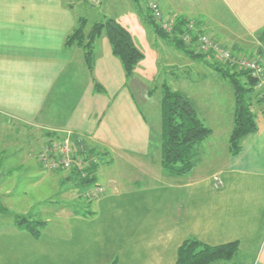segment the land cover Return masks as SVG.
<instances>
[{
  "label": "crops",
  "instance_id": "crops-1",
  "mask_svg": "<svg viewBox=\"0 0 264 264\" xmlns=\"http://www.w3.org/2000/svg\"><path fill=\"white\" fill-rule=\"evenodd\" d=\"M169 1L162 2L164 15ZM222 1L230 20H202L201 28L232 52L264 65V0H242L241 9L233 2L237 12ZM79 2L0 0V124L24 127L37 142L51 132L69 133L100 155L95 174L100 184L104 164L125 156L148 158L154 128L136 100L146 89L140 65L126 80L103 33L95 40L91 74L82 49L66 46L84 18L75 11ZM115 5L105 0L98 6L103 21L117 15ZM130 10L123 25L124 18L116 21L142 35L140 15L134 6ZM94 19L92 25L100 22ZM87 22L86 33L92 27L86 28ZM234 109L235 99L233 114ZM250 110L257 131L215 170L196 173L198 155L194 170L183 178L125 190L109 178L110 188L91 202L93 216L72 210L55 231L45 222L38 239L19 231L12 219L11 228L0 231V264H175L188 239L211 247L237 242L241 263L264 264V102L254 91ZM156 121L160 130L159 115ZM29 156L24 147L9 151L0 145V169H14ZM214 177L222 182L218 190Z\"/></svg>",
  "mask_w": 264,
  "mask_h": 264
},
{
  "label": "rangeland",
  "instance_id": "rangeland-1",
  "mask_svg": "<svg viewBox=\"0 0 264 264\" xmlns=\"http://www.w3.org/2000/svg\"><path fill=\"white\" fill-rule=\"evenodd\" d=\"M169 2V6H165L167 12L165 11L164 16L167 19L173 18L175 22L172 32L167 33L155 23L153 26L144 22V15L147 13L145 0H136V2L115 0L116 5L113 11L118 13L113 15L112 19L116 23H118L116 18L119 16L124 18L123 25L127 20L125 18L129 15L127 13H131L130 9H133V6L142 21L143 37L140 31L136 33L131 28L129 31L128 28L121 27L129 33L134 45L137 44L135 46L143 54V59L138 65H140L139 73L146 79V89L138 91L136 100L154 129L148 158L133 159L125 156L124 159L117 158L114 163L104 164L98 181L99 185L106 189L110 188V179H114L115 185L121 190L135 183L142 185L151 180L156 183L171 180L160 169L161 102L165 86L173 91L184 93L190 98L196 106L199 118L211 130V134L199 143L200 163L196 173L211 172L231 156L228 145L233 127L234 93L229 78L230 75H235L236 81L247 86L248 80L241 75L245 73L234 65L222 63L210 55L197 52L192 46L181 43L183 35L196 38L202 34L221 43L217 37L211 35V31H204L200 25L202 20L212 23H216L217 20L229 21L230 16L227 12L225 13L226 10L222 5L224 1L170 0ZM226 2L234 10L236 9L233 2L240 9L242 7V0H226ZM74 6L75 11L88 21L86 28H90L95 22V16L100 22L103 21L100 14L102 12L99 11L98 6H90L89 3L84 2ZM175 11L178 13H174ZM171 13L174 15H170ZM111 15H108V18ZM176 40L180 41V45L176 44ZM233 54L236 55L234 52ZM131 87L133 88L134 84ZM255 95H257L256 92ZM158 108L159 113H157ZM157 115L160 119V130L156 121ZM0 145L7 146L9 151L24 147L30 154L26 163L14 164V169L9 171H5L3 167L0 169V175H2L0 177V210L2 208L5 211H0V231L11 228L13 217L22 215L48 222L50 229L53 230L57 227V221H61L72 213V210L86 206L84 199L78 198L80 189L76 185L75 178L72 177L67 182L64 180L65 177H69L68 173H49L40 167L36 155L42 144L37 142L32 132L16 124H4L3 121L0 124ZM201 149H203L202 152ZM90 205L92 204H88V208ZM2 212L5 215L1 214ZM235 261H238V257Z\"/></svg>",
  "mask_w": 264,
  "mask_h": 264
},
{
  "label": "trees",
  "instance_id": "trees-1",
  "mask_svg": "<svg viewBox=\"0 0 264 264\" xmlns=\"http://www.w3.org/2000/svg\"><path fill=\"white\" fill-rule=\"evenodd\" d=\"M132 1L136 2V0ZM81 2L88 4L86 1L81 0ZM90 6L92 5L90 4ZM68 7L71 8L72 6L68 5ZM86 22L85 18L79 19V26L67 38L66 46L76 45L82 49L85 63L91 74L95 56V40L102 33L105 34L112 55L120 61L126 80L129 79L138 63L143 59V54L134 45L129 33L113 19L94 23L90 31L86 33ZM144 22L153 26L156 24L152 20L148 9L144 15ZM175 42L180 45L179 40ZM241 75L248 80L247 86L236 81L235 75H230L229 78L235 99L233 127L228 145L231 156L237 155L241 151V142L244 138L257 131L254 115L250 110V95L254 91V81L247 74ZM95 87L97 91H100L98 85H95ZM163 90L160 169L166 177L183 178L194 170L198 162L199 143L211 134V130L199 118L196 106L190 98L184 93L171 90L167 86ZM72 139L74 141L78 140L75 137H72ZM89 151L100 157L99 154L93 152V149H89ZM98 166L91 170L88 178L73 177L80 189L78 198L84 199L86 202L85 207L75 209V215L83 218L93 216V213L89 212L88 204L95 197L88 196L87 189L96 184L95 174ZM71 179L72 176L69 177V180ZM0 211H4V209L1 208ZM4 212L1 214H5ZM13 220L19 231L30 234L34 239L40 237L46 225L45 222L35 220L30 216H14ZM238 248L239 244L237 242L211 247L195 239H188L178 248L175 264H243L240 260L235 261L239 251Z\"/></svg>",
  "mask_w": 264,
  "mask_h": 264
},
{
  "label": "built area",
  "instance_id": "built-area-1",
  "mask_svg": "<svg viewBox=\"0 0 264 264\" xmlns=\"http://www.w3.org/2000/svg\"><path fill=\"white\" fill-rule=\"evenodd\" d=\"M82 1H86L92 6H100L105 0ZM162 2L163 0H145L152 20L161 30L170 33L175 20L167 19L164 16ZM181 43L192 46L197 52L210 55L222 63L234 65L238 70L243 71L254 81L253 88L257 93L256 98L264 102V65L258 58L234 55L227 46L212 40L206 34L198 35L196 38L183 35ZM49 134L40 142L42 147L36 155V160L43 170L49 173L65 172L69 177L85 179L88 178L91 170L99 165L100 157L90 152L80 140L74 141L69 133L51 132ZM212 186L215 190L220 189L222 187L221 180L214 177ZM105 193L106 188L97 183L87 189L88 196L92 198L100 197Z\"/></svg>",
  "mask_w": 264,
  "mask_h": 264
},
{
  "label": "water",
  "instance_id": "water-1",
  "mask_svg": "<svg viewBox=\"0 0 264 264\" xmlns=\"http://www.w3.org/2000/svg\"><path fill=\"white\" fill-rule=\"evenodd\" d=\"M66 180H69V178H67Z\"/></svg>",
  "mask_w": 264,
  "mask_h": 264
}]
</instances>
